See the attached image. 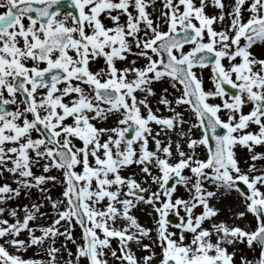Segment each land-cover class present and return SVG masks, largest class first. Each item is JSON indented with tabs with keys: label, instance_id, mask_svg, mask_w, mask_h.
Wrapping results in <instances>:
<instances>
[{
	"label": "snow or ice",
	"instance_id": "6c2138e0",
	"mask_svg": "<svg viewBox=\"0 0 264 264\" xmlns=\"http://www.w3.org/2000/svg\"><path fill=\"white\" fill-rule=\"evenodd\" d=\"M0 264H264V0H0Z\"/></svg>",
	"mask_w": 264,
	"mask_h": 264
},
{
	"label": "rangeland",
	"instance_id": "374dc122",
	"mask_svg": "<svg viewBox=\"0 0 264 264\" xmlns=\"http://www.w3.org/2000/svg\"><path fill=\"white\" fill-rule=\"evenodd\" d=\"M208 75H209V73H208V70L206 69L205 70V72H204V76H205V86L206 87H211V83H210V81L208 80ZM189 115H190V113H189ZM196 132H197V135L199 134V131L198 130H196ZM76 233H77V235L79 234V228L77 227L76 228ZM29 255H31V251L28 253Z\"/></svg>",
	"mask_w": 264,
	"mask_h": 264
},
{
	"label": "water",
	"instance_id": "95a60500",
	"mask_svg": "<svg viewBox=\"0 0 264 264\" xmlns=\"http://www.w3.org/2000/svg\"><path fill=\"white\" fill-rule=\"evenodd\" d=\"M65 8H66V7H65ZM66 9H67V11L70 10V9H68V8H66Z\"/></svg>",
	"mask_w": 264,
	"mask_h": 264
},
{
	"label": "flooded vegetation",
	"instance_id": "af4514ba",
	"mask_svg": "<svg viewBox=\"0 0 264 264\" xmlns=\"http://www.w3.org/2000/svg\"><path fill=\"white\" fill-rule=\"evenodd\" d=\"M62 11H65L64 9H62Z\"/></svg>",
	"mask_w": 264,
	"mask_h": 264
}]
</instances>
